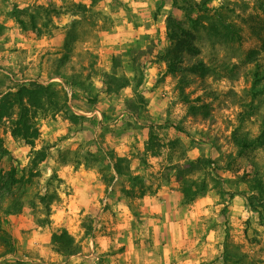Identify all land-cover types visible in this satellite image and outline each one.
Masks as SVG:
<instances>
[{
    "label": "rangeland",
    "instance_id": "374dc122",
    "mask_svg": "<svg viewBox=\"0 0 264 264\" xmlns=\"http://www.w3.org/2000/svg\"><path fill=\"white\" fill-rule=\"evenodd\" d=\"M201 7L202 52L184 67L202 60L205 76L167 72L168 17L191 27L172 0H0V98L35 81L62 92L58 111L33 117L34 144L13 137L16 108L0 121V219L15 249L0 244V264H264V147L235 162L232 138L264 124V90L252 101L248 75L252 54L264 69V0ZM231 22L240 42L210 31ZM72 23L62 71L77 88L51 77ZM197 159L217 166L189 173ZM64 229L75 256L55 251Z\"/></svg>",
    "mask_w": 264,
    "mask_h": 264
},
{
    "label": "trees",
    "instance_id": "16d2710c",
    "mask_svg": "<svg viewBox=\"0 0 264 264\" xmlns=\"http://www.w3.org/2000/svg\"><path fill=\"white\" fill-rule=\"evenodd\" d=\"M212 0H203L201 4L194 3L191 0H172L173 8H176L183 12L187 16L188 22L191 23V27L188 28L184 21L178 20L176 17H168L167 20V38L170 42V47L162 56L163 61L167 64V72L170 74H179L183 72H189L193 75L205 76L210 66H208L204 61H197L196 63L190 65L189 67H184V62L187 56L197 57L201 55V49L197 45L198 41V32L199 25L203 16L207 15L209 10L203 9L202 4L211 2ZM78 7L81 8L80 5ZM82 8H86L82 6ZM196 12H201L202 15L196 17ZM220 12L219 15L222 18H226L227 14ZM225 22V21H221ZM220 30L224 37L229 38V40L240 42L242 40V35L235 24L229 23L228 26H224L223 29H218L217 25L212 24L210 31L215 34ZM77 36L76 25L72 23L70 27L67 28L65 33V39L63 41V50L64 56L56 61V68L51 73V77L63 78L66 84L77 88L81 86V83L74 78H69L68 75L62 71L65 68L67 61L69 60L70 54L74 49V42ZM253 54L248 57V64L251 66L250 72L248 75L251 78L252 86L250 88V95L252 101L258 98L260 92L264 90V69L261 64L254 61L252 58ZM55 85H43L35 82H30L28 85H19L16 92H9L6 95H3L0 98V121L4 116H7L12 108H16V119L13 121L12 135L14 138L22 139L27 144H34V141L40 137V133L36 127L32 125V119L38 113H46L48 111L56 112L59 110V98L60 93L62 92L54 91ZM125 85L119 86L123 88ZM83 88V87H82ZM84 89V88H83ZM64 96L66 97L65 90L63 91ZM84 93L89 96L90 92L87 89H84ZM2 93H0L1 95ZM254 109L253 105H250L249 108ZM254 114L248 111V117L253 116ZM242 118L240 119V129L242 128L244 122L247 120L245 114H241ZM237 131L234 133L233 142L236 145L238 152L237 156L234 159L237 160L245 159L249 154L255 153L256 151L264 147V124L262 130L257 137H248L247 135L237 134ZM216 164L212 160L197 159L196 161H188L186 168L188 172L191 173L197 169L205 168ZM217 166V164H216ZM218 168V167H217ZM187 172V173H188ZM10 174L9 181L7 180L6 189L4 191L9 192V187L15 185L18 181L15 178V171H12ZM260 172L258 171L254 179L255 188L260 190L259 192L264 194V181L262 177L259 176ZM190 182V181H186ZM198 191L205 192L207 190L205 181H202L198 185ZM262 191V192H261ZM189 195V191H188ZM195 199V197H194ZM52 243L55 248V251L64 256H75L80 252V247L75 242L72 235L67 230H62L60 233H55L52 237ZM0 244L5 246L8 249L9 253L14 252V244L12 242L11 235L4 229L2 221L0 219ZM244 255H227L228 263L230 260L235 263L244 264Z\"/></svg>",
    "mask_w": 264,
    "mask_h": 264
}]
</instances>
